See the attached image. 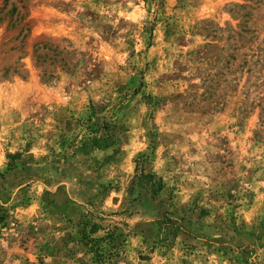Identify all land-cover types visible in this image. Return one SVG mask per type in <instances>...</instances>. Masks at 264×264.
I'll use <instances>...</instances> for the list:
<instances>
[{
    "label": "rangeland",
    "instance_id": "374dc122",
    "mask_svg": "<svg viewBox=\"0 0 264 264\" xmlns=\"http://www.w3.org/2000/svg\"><path fill=\"white\" fill-rule=\"evenodd\" d=\"M0 264H264V0H0Z\"/></svg>",
    "mask_w": 264,
    "mask_h": 264
}]
</instances>
